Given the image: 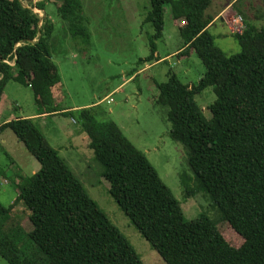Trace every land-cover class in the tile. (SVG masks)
<instances>
[{
    "label": "trees",
    "instance_id": "obj_1",
    "mask_svg": "<svg viewBox=\"0 0 264 264\" xmlns=\"http://www.w3.org/2000/svg\"><path fill=\"white\" fill-rule=\"evenodd\" d=\"M34 1L0 0V105L14 81L31 89L39 115L71 114L87 135L112 199L166 264H264V26L245 22L246 30L232 35L241 51L229 56L209 32L216 18L207 13L212 0H149L145 23L154 35L145 61H162L157 41L169 9L176 24L184 20L177 25L184 47L176 56L194 51L206 68L197 85L171 73L156 83L155 103L166 110L170 137L186 149L195 176L193 183L183 182L185 197L205 194L219 213V220L204 213L188 220L147 156L114 121L98 120L95 106L71 112L58 105L63 86L53 61L56 26L46 19L40 27L34 9L46 13V3ZM54 2L65 39L89 46L92 33L82 0ZM208 88L216 95L210 118L197 100ZM37 122L17 117L0 124V134L12 130L41 165L31 177L18 173L12 205L0 201V255L9 264H146ZM19 204L29 212L30 232L14 216ZM226 228L240 237V247L225 237Z\"/></svg>",
    "mask_w": 264,
    "mask_h": 264
},
{
    "label": "rangeland",
    "instance_id": "obj_2",
    "mask_svg": "<svg viewBox=\"0 0 264 264\" xmlns=\"http://www.w3.org/2000/svg\"><path fill=\"white\" fill-rule=\"evenodd\" d=\"M54 1H34V4L46 3L48 16L44 11H34L42 20L40 27L46 19L56 26L54 36L58 41V51L53 61L60 71L63 86V96L58 105L71 112L75 108L95 106L98 120L114 121L135 147L147 156L181 203L188 220L198 219L203 213L219 220L217 208L207 195L200 193L194 198L185 197L183 182L187 178L188 184L193 183L195 176L188 164L186 149L170 137L171 124L166 118V110L155 103L159 96L156 83L166 82L169 73L176 75L184 84L197 85L206 72L194 51L184 58L176 56L184 47L177 27L184 20L179 19L176 24L171 11L166 9L164 36L157 41V56L162 61L146 62L151 55L150 40L154 35L152 25L145 23L151 9L149 0H82L92 33L89 46L65 39ZM212 1L207 12L212 16H217L234 2L209 32L215 37L217 48L229 56L236 55L241 47L230 33L227 21L238 14L253 26H264V0ZM24 6L34 8L28 2H24ZM197 100L204 114L210 118L209 107L216 101L213 88L206 89ZM0 106L4 116L10 119L36 114L39 110L31 89L14 81L8 84ZM2 121L0 119V123ZM37 124L47 142L60 153L87 193L126 236L144 262L166 264L112 199L110 185L101 176L102 168L95 161L94 152L87 147V135L73 116L61 114ZM69 130L83 133V140L77 139L73 143L74 148H70ZM15 142L17 138L12 130H7L0 137V201L5 206L12 205L18 198V173L31 177L41 169L40 163L26 150L22 157L13 153ZM14 216L27 232L31 231L29 212L22 204L16 207ZM223 234L234 246L243 244L230 228L223 229ZM0 264L9 262L0 255Z\"/></svg>",
    "mask_w": 264,
    "mask_h": 264
},
{
    "label": "crops",
    "instance_id": "obj_3",
    "mask_svg": "<svg viewBox=\"0 0 264 264\" xmlns=\"http://www.w3.org/2000/svg\"><path fill=\"white\" fill-rule=\"evenodd\" d=\"M234 3V2H233ZM233 3H230L229 5H227L226 7H231L233 5ZM231 5V6H230ZM228 8H224L222 9V11L216 16L214 22L210 25L209 29L215 24V22L219 19V17L223 16L224 12L228 9ZM77 109H81L79 108H75L74 110L76 111ZM6 111V110H5ZM61 116V114H44V115H39V111L38 113L36 112V114H32V115H22L19 117L25 118V119H34L36 121H44L47 120L48 118H55L57 116ZM0 119H3V121L0 124H4V123H8L10 121H12L13 119L7 118L6 116H4V114L2 113V109L0 106ZM7 131V130H6ZM6 131H4L3 133L0 134V137L3 136ZM67 136L69 137V139L72 141L70 148H74V142L77 141V139H82L83 140V133L80 130H75V131H67ZM3 143H7L6 140H3ZM11 145V144H10ZM24 150L27 151L26 147L24 146L23 143L19 142V140L17 139V143H13V153L18 156V157H22ZM28 152V151H27Z\"/></svg>",
    "mask_w": 264,
    "mask_h": 264
},
{
    "label": "built area",
    "instance_id": "obj_4",
    "mask_svg": "<svg viewBox=\"0 0 264 264\" xmlns=\"http://www.w3.org/2000/svg\"><path fill=\"white\" fill-rule=\"evenodd\" d=\"M227 23L232 35L241 34L246 30L244 18L238 14H235L231 21H227Z\"/></svg>",
    "mask_w": 264,
    "mask_h": 264
}]
</instances>
